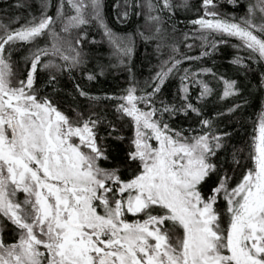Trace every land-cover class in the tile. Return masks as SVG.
Returning a JSON list of instances; mask_svg holds the SVG:
<instances>
[{"label":"snow or ice","instance_id":"snow-or-ice-1","mask_svg":"<svg viewBox=\"0 0 264 264\" xmlns=\"http://www.w3.org/2000/svg\"><path fill=\"white\" fill-rule=\"evenodd\" d=\"M226 2L243 14L225 13L220 0H117V23L145 21L118 35L106 22L105 0H4L0 264H264V111L253 121L251 163L237 180L243 149L220 125L241 114L249 86L209 67L183 66L234 39L245 55L231 63L245 79L259 68L264 96V0ZM193 9L192 27L179 29L177 11ZM87 26L102 30L92 44L111 47L107 64L90 66ZM138 40L156 42L157 70L143 81L130 67ZM195 48L198 56L190 54ZM112 69L126 70L129 86L101 97L75 83L77 104L67 114L44 90L54 92L65 74L93 81ZM211 80L222 82V94ZM229 98L227 112L210 107ZM101 100L112 102L111 114ZM180 119L192 123L184 128ZM125 125L131 134L121 171L110 139H124ZM9 226L14 243L4 239Z\"/></svg>","mask_w":264,"mask_h":264},{"label":"trees","instance_id":"trees-1","mask_svg":"<svg viewBox=\"0 0 264 264\" xmlns=\"http://www.w3.org/2000/svg\"><path fill=\"white\" fill-rule=\"evenodd\" d=\"M38 0H32V3L35 5ZM117 2V0H105V18L109 27L113 29L118 35L124 34H134L135 30L138 26L143 25L145 23L144 17L140 18L133 17L127 24L117 23L115 20V11L113 9V5ZM193 5H199L200 0H190ZM8 4H16L17 0H7ZM52 3H55V0H52ZM221 5L223 6V11L225 13L231 14L232 12H236L237 15H242L243 10L234 9L226 0H220ZM5 6L4 0H0V9ZM22 15H27V11L21 9L20 13ZM197 9H193L192 11L185 12L183 10H178L176 14V23L179 29L187 32L192 26L189 23L191 19L196 18ZM90 30L87 32V39L83 43L84 50L89 52L93 57L92 63L90 66H94L97 61L103 64H107L111 57L112 49L107 43H96L92 44V40L99 41L101 38V31L97 27L87 26ZM219 39V38H217ZM155 41L144 42L142 40L137 41L135 53L133 59L131 61L130 67L132 68V73L135 76L137 81H143L148 79L151 75L155 74L157 70L158 60L157 56L154 54L155 52ZM199 42L197 41V44ZM238 43L234 39L229 44H218L217 51L213 54L211 58L205 57L201 61H197L192 65L185 64L184 67L191 66L192 69L198 70V66L209 67L212 68L214 72H217L219 75H223L225 78H235L238 81L243 80L246 86L248 87L249 93L248 96V104L245 105L243 111L239 116H235L234 119L225 120L221 118L222 123L220 125L221 129L227 126L228 131L233 132V141L236 149H243L242 152L239 153L240 165L237 167V171L235 173V179L241 178V172L247 171V166L250 165L251 161L248 157V148L247 145L250 142L251 135L253 133V121L257 120L261 111H264V96L260 94L257 90V81L259 78V68L255 74L249 73L247 79H245L242 70L238 68V66L233 65L231 61L236 57V55H245L242 52H238V50L233 47V44ZM181 51H185L186 48L183 44L180 45ZM168 51V49H165ZM191 55H199L200 49L195 48L191 53ZM22 60V57L20 58ZM47 71H43L40 74V79L43 81L47 78ZM86 73L82 74L80 72H76L73 77L68 76L67 74L60 76L59 83L57 85V89L53 92L50 88L44 89L49 94L54 97L59 98V106L65 113H69L73 108L76 107L77 101L74 97V87L75 83H80L81 87L86 88L91 94L97 96H114L119 95L122 90L129 86L130 79L129 73L124 69H112L109 70L103 77H98L96 80L88 81L86 78ZM172 84L171 91L173 93L176 92L178 86L177 81H170ZM210 86L214 87L217 91L222 94V82H217L216 80H211ZM81 100L83 98H80ZM232 101V98L227 100L219 101L213 105H210L211 108H223L225 112H227V105H229ZM243 104V101H240ZM99 106L101 110L108 112L111 114L114 109L112 107L111 101L101 100L99 102ZM215 116V113L212 114ZM191 121H185L184 119H180L179 126L188 128L191 124ZM131 134V130L127 125L121 130V135L124 139L116 140L110 139L111 144V152L112 156L115 159L116 164L121 168V171H124L123 165L120 164V161L124 157V150L128 147L125 142L128 136ZM130 175V173H128ZM2 222V221H0ZM4 239L8 243L15 242V234L11 232L10 226L3 230Z\"/></svg>","mask_w":264,"mask_h":264},{"label":"rangeland","instance_id":"rangeland-1","mask_svg":"<svg viewBox=\"0 0 264 264\" xmlns=\"http://www.w3.org/2000/svg\"><path fill=\"white\" fill-rule=\"evenodd\" d=\"M21 198H22V194H20Z\"/></svg>","mask_w":264,"mask_h":264}]
</instances>
